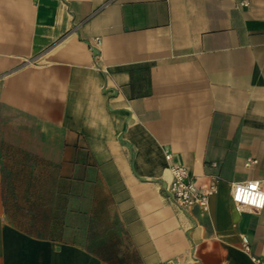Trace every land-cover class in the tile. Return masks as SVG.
Returning a JSON list of instances; mask_svg holds the SVG:
<instances>
[{"label": "crops", "instance_id": "1", "mask_svg": "<svg viewBox=\"0 0 264 264\" xmlns=\"http://www.w3.org/2000/svg\"><path fill=\"white\" fill-rule=\"evenodd\" d=\"M29 163L136 264H264V207L230 199L264 188V0H0V264H113L81 219H11ZM175 164L216 181L207 211L165 198Z\"/></svg>", "mask_w": 264, "mask_h": 264}, {"label": "rangeland", "instance_id": "2", "mask_svg": "<svg viewBox=\"0 0 264 264\" xmlns=\"http://www.w3.org/2000/svg\"><path fill=\"white\" fill-rule=\"evenodd\" d=\"M11 174L15 176L9 189L8 210L11 219L27 221L34 218V220L40 221V231L42 232L46 230L44 225L47 220L54 217L56 234H61L65 221L79 222L81 219L83 223H87V235L89 238L108 237V240L103 243L94 242V245L105 248V250L109 247V251L106 250V252L118 255L119 258L124 260L125 264H136L135 255L129 247L127 236L111 213L93 211L86 216L80 217L78 214L68 212L65 209L67 204V195L65 193L70 188L64 184L61 188L62 190H58L57 194L54 195V184L56 181L47 178V173L43 171L41 165L39 170L34 173L31 170L30 163L14 165ZM53 203H55V211L51 210ZM117 240L119 242L118 251L116 250ZM112 248L114 250L110 251Z\"/></svg>", "mask_w": 264, "mask_h": 264}, {"label": "built area", "instance_id": "3", "mask_svg": "<svg viewBox=\"0 0 264 264\" xmlns=\"http://www.w3.org/2000/svg\"><path fill=\"white\" fill-rule=\"evenodd\" d=\"M249 163L256 162L255 159L248 160ZM172 177L167 183L164 195L175 209L182 211L193 206H198L202 211H207L209 207V199L216 192V181L208 185H199L189 175L187 169L180 164H175L171 168ZM256 180L234 182L230 186V199L237 206H247L252 209H260L262 207L255 206L258 203H264L260 194L264 193ZM255 186V187H253ZM239 197V199H236ZM248 248L247 244H245ZM259 262V260H257ZM169 264V263H158ZM171 264V263H170Z\"/></svg>", "mask_w": 264, "mask_h": 264}, {"label": "trees", "instance_id": "4", "mask_svg": "<svg viewBox=\"0 0 264 264\" xmlns=\"http://www.w3.org/2000/svg\"><path fill=\"white\" fill-rule=\"evenodd\" d=\"M42 233V232H41ZM56 233V231H55ZM108 255V256H107ZM107 260L113 264H125L122 258H115V255H112L110 252L107 254ZM114 257V258H113Z\"/></svg>", "mask_w": 264, "mask_h": 264}, {"label": "clouds", "instance_id": "5", "mask_svg": "<svg viewBox=\"0 0 264 264\" xmlns=\"http://www.w3.org/2000/svg\"><path fill=\"white\" fill-rule=\"evenodd\" d=\"M257 187H258V182H257ZM260 197H261L262 200H264V193H261L260 194ZM236 199H239V198L237 197ZM255 206H257V207H264V203H258Z\"/></svg>", "mask_w": 264, "mask_h": 264}, {"label": "snow or ice", "instance_id": "6", "mask_svg": "<svg viewBox=\"0 0 264 264\" xmlns=\"http://www.w3.org/2000/svg\"><path fill=\"white\" fill-rule=\"evenodd\" d=\"M253 187H255V186H253ZM239 198V197H238Z\"/></svg>", "mask_w": 264, "mask_h": 264}]
</instances>
